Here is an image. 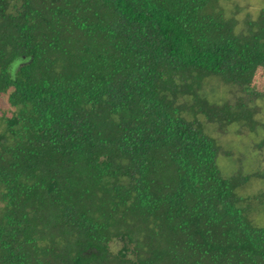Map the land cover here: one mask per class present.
<instances>
[{"label":"trees","instance_id":"16d2710c","mask_svg":"<svg viewBox=\"0 0 264 264\" xmlns=\"http://www.w3.org/2000/svg\"><path fill=\"white\" fill-rule=\"evenodd\" d=\"M220 2L0 0V264H264V167L203 128L264 133V7Z\"/></svg>","mask_w":264,"mask_h":264},{"label":"rangeland","instance_id":"374dc122","mask_svg":"<svg viewBox=\"0 0 264 264\" xmlns=\"http://www.w3.org/2000/svg\"><path fill=\"white\" fill-rule=\"evenodd\" d=\"M220 4L226 17L237 13L236 17L238 19H242L246 14L256 18L264 7V0H221ZM236 8H239V10L237 11ZM252 86L257 91L264 93V69H258L255 72ZM209 97L217 99L219 97L218 91H211ZM0 102L3 108L8 107L6 96H0ZM257 108L256 118L264 123V102H257ZM203 128L221 147L217 165L223 174H231L238 166L245 173L256 170L258 166L264 167V152L259 153L253 148L254 143L263 138V131L258 130L257 133L245 132L239 134L238 127L232 126L226 132L220 133L214 125L208 123H204ZM261 188L264 189V186L257 184L252 191L257 192ZM120 247L121 243L113 242L110 248L111 251L117 252Z\"/></svg>","mask_w":264,"mask_h":264}]
</instances>
